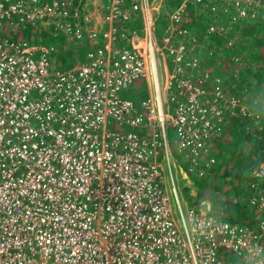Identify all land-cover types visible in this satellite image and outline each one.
Returning a JSON list of instances; mask_svg holds the SVG:
<instances>
[{
	"label": "built area",
	"instance_id": "obj_1",
	"mask_svg": "<svg viewBox=\"0 0 264 264\" xmlns=\"http://www.w3.org/2000/svg\"><path fill=\"white\" fill-rule=\"evenodd\" d=\"M124 2L111 0L106 20H128L129 11H117ZM224 2L232 19L211 23L208 34L258 20L261 0ZM83 12L72 0H0V26L18 32L45 20L57 45L60 37L75 44L93 26ZM150 26L145 18L135 37L143 50L120 33L118 46L70 66L53 44L0 35V264H264V161L251 171L244 223L194 207L185 216L168 143L171 129L187 173L202 178L215 164V142L244 117L258 125L260 112L227 93L224 78L180 40L152 50ZM142 84L143 101L121 96Z\"/></svg>",
	"mask_w": 264,
	"mask_h": 264
},
{
	"label": "rangeland",
	"instance_id": "obj_2",
	"mask_svg": "<svg viewBox=\"0 0 264 264\" xmlns=\"http://www.w3.org/2000/svg\"><path fill=\"white\" fill-rule=\"evenodd\" d=\"M15 1L16 0H2V3L8 7L10 3ZM175 1H179V4H175ZM191 1H193L194 4H191ZM224 1L226 0H203L201 3H197L195 0H125L124 4L118 6L117 8V11H120L122 13L124 11L130 12L129 19L124 21L119 19L117 17V14L115 17H112L111 20H106V17L109 16L108 5L111 3V0H72L74 5L79 7V10H82V8H84L83 14L88 15L92 18L93 26L87 28L84 31V35L82 36L81 40H79L80 43L74 44V42L69 41L63 37H60V40L63 41L65 45L64 53L69 56H73L74 61L85 60L86 54L88 52L95 51L96 49L106 48V46L108 47L109 45H113V43L118 46V37L120 33L130 34L131 40H133L134 37V40L130 45L131 47L135 45L140 51L143 49L139 45H144L145 43L144 41H142V39H140V41L138 42L135 37L142 36L143 30L146 29L144 27L145 18H149L151 21V26L149 30L147 29V32L150 33L151 38H153L154 45L152 50H154L155 52L159 49L164 50L167 45L180 40L182 45L190 51L191 57L200 59L203 63H205L204 65L208 67L209 62L213 60L211 59L213 56H215V60L224 59V55L226 56L225 53L223 54V51H218L216 55L214 54L213 56H211V52L219 48L220 45H223L226 51H232L234 54L227 56L230 61L224 60L221 63V66L225 67L226 69L220 75L224 78V83L227 86V93L246 99L245 101L247 103L251 104L259 110L261 116V121L258 124L259 127L258 125H255L254 121L251 120V118L244 117L240 120V122H235L234 125H232L231 129L227 131V133H223L224 138H222V136V139L220 138L221 140L219 139L215 142L216 145L222 143L226 144L229 147L235 146L237 148V150L235 149L231 152V163L230 165L228 164L229 170L231 171V173H234L238 168L237 164L239 160L242 159L243 156L246 155V157H250L253 160L256 159L255 157H257V155L255 153H252L251 151L252 140H248L245 137L246 127H249L251 125L257 126L256 133H253V135L256 136L258 140L262 139L261 127L263 126L262 124L264 122V82L260 84V88H262L261 90L255 89L257 85L256 80L253 77L249 76H244L243 78L242 74L244 75L247 71L243 72L239 69L242 63H246V68L248 70L256 69L258 67L264 69V58L252 60L248 56L249 47L252 46L255 37L259 35V33H256V27L254 28L253 23L261 21V23L264 25V0H261V4L257 8L259 12L258 20L251 21L250 23L244 21L238 27H236L235 25L232 26L229 30L231 38H229V36L227 35L218 36L215 34H208L207 32V29L211 23H217V21L226 22L228 19L229 20L227 21V23L231 21V7H224L223 11H221V14L219 12L220 15H214L213 13L219 7L222 8L223 5L219 3ZM135 4L138 5V9L136 10L133 9V6ZM140 9H142L143 12ZM207 13L213 16V18L209 21L210 23L205 20L206 22H208V24L204 28V32L200 33L198 32V30H196V26L194 23L202 22V18L200 17V15H207ZM43 26H45L46 29L48 27L52 28V26L49 23H46L45 20L43 24L39 22V27L42 31H44ZM259 31L261 33L263 32V30L261 29H259ZM17 33L18 32L16 28L14 27L13 29V26L9 22L7 23L6 21H4V25L0 26V35L4 36L7 39L17 36ZM104 33H107L109 37H104ZM183 36L189 37V39L186 40ZM90 37L93 38V40H90ZM33 38H36V36H33ZM195 38L196 42L194 41ZM218 38H222L221 44H216ZM230 41H233L232 46L238 44L237 49L232 50L231 48H226V45L224 43L229 44ZM43 44H53L54 46L58 47L57 43L49 36H46L43 39ZM260 51L264 52V46L260 49ZM232 62L236 63L238 66L236 64L233 65ZM248 82L251 86L250 89L247 88ZM238 83H241L240 90L237 89ZM127 89L128 90L125 89L120 92L121 96L130 98L136 103L143 101V99L147 97L146 84H142L134 90L132 87ZM162 91H165V89L162 88ZM253 102H255V104H253ZM243 123L245 125H243ZM175 139L176 136L174 134V131L171 129L168 130L170 164L172 166V171L174 174L173 180L176 185L177 195L181 203L184 215L186 216L188 209L194 207L196 210L201 209L220 218H225V207L221 205V203L214 201L212 193H210L207 188L205 194L208 198H204L202 195L201 199L198 202L199 195L204 194L200 193V191H203V188L200 189V191L198 189L203 187V185L205 184L204 181L211 182L213 184L215 183L220 190V192L217 193L218 196H220L221 199L224 198V189H226L227 185L230 186L233 184V182L230 181V178H226V176L223 178H226V181H228L227 184L222 185L220 182L223 173L222 169L225 168L228 162H226V159L229 157L230 153L225 154L222 158L218 159L215 152L219 151H216L215 147L214 154L212 155L215 160V164L212 165L211 169L207 171L204 177L198 178L194 174L187 173L186 165L182 161L181 154L175 147ZM229 150L230 148L226 149L227 153ZM159 160L164 166V177L167 183V191L172 214L174 219L179 221L180 217L177 211L176 198L170 191L171 182L166 162L164 160H161V156L159 157ZM247 187L248 184L241 183L243 194L240 197L244 201H247ZM230 199L232 200L233 198L230 197Z\"/></svg>",
	"mask_w": 264,
	"mask_h": 264
},
{
	"label": "trees",
	"instance_id": "obj_3",
	"mask_svg": "<svg viewBox=\"0 0 264 264\" xmlns=\"http://www.w3.org/2000/svg\"><path fill=\"white\" fill-rule=\"evenodd\" d=\"M175 4H179V1H175ZM219 4H222V8L219 7L216 11H214V15H220L221 11H223L224 7H231L230 4H228V2H220ZM232 8V7H231ZM220 12V14H219ZM231 12V11H230ZM228 16V15H226ZM200 17L202 18V22L199 23H194L195 24V28L196 30H198V32L203 33L204 28L207 26L208 22L213 18V16L209 15L207 13V15H203L201 14ZM208 22H206V21ZM245 20L240 21L238 25L242 24ZM210 23V22H209ZM254 28L256 27V33H259V35H257L252 43V46L249 47L248 49V56L249 58H251L252 60H256V59H262L264 58V52L262 53L260 51L261 48H263L264 46V25L261 23V21L259 22H254L253 23ZM259 29L263 30V32L261 33L259 31ZM261 33V34H260ZM48 36L47 34H45L41 29L39 28H34L32 30V28L27 25L24 26L23 28H19L17 36L18 38H24L26 40H31L33 39V36H36L35 40L38 44H43V39ZM231 34H227V36H229V38ZM220 36V35H218ZM222 38H218L217 43L216 44H221ZM61 44V47H60ZM236 46V47H235ZM235 46H231L230 48L232 50L237 49L238 44ZM58 48L60 49V55H59V60L62 61L64 63L65 66H70L74 63V58L73 56H69L66 53H64L65 50V45L64 42L60 40V43L58 45ZM223 51V54L225 53L226 56L224 55V59H218L215 60V56H213L214 54L216 55L217 52ZM234 54L232 51H226V49L223 47V45H220L219 48L213 50L211 52V56H213L210 62H209V66H208V70L210 72H212L213 74H222V72H224L226 69L225 67L221 66L222 61L224 60H229L230 59L227 57L228 55ZM232 64L234 65L235 63L232 62ZM249 64V63H248ZM250 69V68H249ZM241 70V69H239ZM243 72H245V74H242V77L244 78V76H249V77H253L256 80V87L255 89L261 90L262 88H260V84L262 82H264V69L258 67L256 69H250L248 70L243 69L241 70ZM231 76V75H230ZM241 77V79H242ZM228 79V76H227ZM240 86L241 83L237 84V89L240 90ZM247 88L250 89L251 86L249 84V82L247 83ZM264 117V114H263ZM240 122V121H239ZM243 125H245L243 123ZM263 126L261 127V136L262 139L258 140L256 136L253 135V133H256V128L257 126H249L246 127L245 129V137L249 140L251 139V145H252V153H255L257 155V157H255L256 159H252L250 157H246L243 156L242 159L239 160L238 162V168L234 173H231V171L229 170V165L231 163V152L233 150H237V148L235 146L233 147H229L226 144H222L220 143L219 145H216V151L219 152H215L216 153V157L218 159L222 158L225 154H229V157L226 159V166L225 168L222 169L223 173H222V177H221V184L222 185H226L228 181H226V178H230V181L233 182L232 185L230 186H226V189H224V198L221 199L220 196H218V192H220V190L218 189V186L214 183L211 182H205L204 180V185L203 187L199 188L198 190L200 191V189H202L203 191H200V193H204L207 191L206 188L209 190L210 193H212V196L214 198L215 202L221 203V205H223L225 207L224 211H225V220H228L230 222H235V223H244V221H246L247 219H249L252 215V211L251 209L248 207L247 205V201H244L243 199H241V195L243 194V190L241 188V183L244 184H248L251 181V171L258 167V165L264 161V122L262 124ZM259 132V133H260ZM256 135V134H255ZM225 147V150H224ZM227 148H230V150L226 151ZM219 163V162H218ZM229 164V165H228ZM216 166V165H215ZM226 178H223L225 177ZM205 189V190H204ZM201 194L199 195V200L201 199V196L203 195L204 198H208L207 195L205 194ZM209 196V195H208ZM230 197H232L233 199L231 200Z\"/></svg>",
	"mask_w": 264,
	"mask_h": 264
}]
</instances>
